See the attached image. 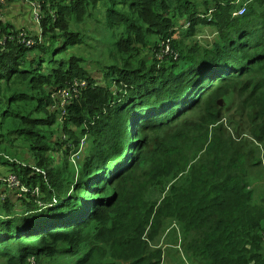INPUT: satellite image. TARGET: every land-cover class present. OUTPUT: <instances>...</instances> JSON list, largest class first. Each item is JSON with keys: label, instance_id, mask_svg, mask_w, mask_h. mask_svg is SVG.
I'll return each instance as SVG.
<instances>
[{"label": "trees", "instance_id": "1", "mask_svg": "<svg viewBox=\"0 0 264 264\" xmlns=\"http://www.w3.org/2000/svg\"><path fill=\"white\" fill-rule=\"evenodd\" d=\"M24 1L47 14L32 47L0 20V183L20 191L0 198L7 264H264V142L229 134L214 102L236 85L264 141V0L242 15L241 0ZM212 9L207 49L193 39ZM74 80L87 87L62 116L55 93ZM164 127L179 147L141 159V134ZM149 163L171 171L152 172L138 204L117 200L116 182Z\"/></svg>", "mask_w": 264, "mask_h": 264}, {"label": "rangeland", "instance_id": "2", "mask_svg": "<svg viewBox=\"0 0 264 264\" xmlns=\"http://www.w3.org/2000/svg\"><path fill=\"white\" fill-rule=\"evenodd\" d=\"M21 1V0H20ZM24 1V0H22ZM243 3V5H248L242 0L240 1ZM9 2H7L8 4ZM37 4V6H33L32 3H29V7L27 6V9H29L31 12V15L36 24L39 25V29L37 30L39 33L42 32V18L46 16V12L42 11L41 4L39 2H34ZM0 8V12L3 11L5 6ZM213 10V9H212ZM212 10H210L208 13L205 14V12L200 13L199 15L203 19V23L197 25L196 29V35L193 40L199 41L198 43L201 44L205 48H209L213 45V42L217 38V27L211 23V20H213V14ZM36 12H39L40 18L39 21L36 18ZM24 13H27V10L24 11ZM204 13V14H203ZM2 19V16H0V20ZM9 24H11V28L18 30L19 34L24 33L26 36L31 37L34 33L30 32L26 27L20 26L17 27L18 25L22 24L21 20L19 19H10ZM37 32V34H38ZM178 36V35H177ZM89 55H92L93 57L99 56L102 51L97 52V51H87L85 50ZM94 65V64H93ZM97 70V69H96ZM98 71V70H97ZM100 73V70H99ZM98 77L102 78V75L97 74ZM236 85H230L226 89L230 90L231 94H228L224 97L217 98L214 100V102H219L220 104L224 105L223 108V113L225 114L226 118H230L228 122V133L237 137L239 135L240 139H246L248 142H253V135L257 136V141L258 144L262 145L263 144V138L258 137L253 132V126L251 122L253 121V116L255 114L254 111H247V109H244V102L245 99L239 94H235L233 92L236 89ZM221 94V93H219ZM226 97L229 100H226ZM207 98V97H206ZM206 99L202 100V103L199 107H197L195 110H193L191 113L188 115L191 116L190 118L192 119L194 117V120L201 119L205 117L206 114V108L207 104L205 102ZM212 101V100H211ZM57 106V105H55ZM184 118V117H182ZM133 122V120H132ZM255 124H260V122H255ZM179 130L176 129V127H170V128H162L154 131H146L144 132L141 138V141H143V145L140 146L141 152H137L138 156H140L141 159H148L152 160V158L158 156L159 152L162 149H165V151H171L175 152L176 148L179 147V142L177 141V133ZM61 136L64 134L60 133ZM258 134V133H257ZM252 139H251V138ZM85 139V138H83ZM65 140H68V138H65ZM69 142L63 145V149L61 147H58V151L53 152V155L55 156V160L59 161L63 157V150L68 147ZM259 146V145H257ZM85 149H87V142L86 140L83 141L80 145L79 152L73 153L71 155V160L73 162H76V164L82 160L83 157L78 159L79 154L83 156V153L85 152ZM74 148L72 147L71 153L73 152ZM27 156V154L25 155ZM26 158V157H23ZM141 159L136 158V162H139ZM168 162L170 163H176L172 159H168ZM153 163L147 164L145 167L142 168H135L133 170H130L128 175L122 176L115 184L114 191H117V200H123L125 204L130 205L131 202H135V205L138 204L139 201H136V192H137V187L139 185H143L145 179H148L151 176V173L153 172V176L155 174L163 173L167 170L171 171V168L165 165H159L157 166ZM127 176V177H126ZM126 177V178H125ZM263 178V185H264V173L262 174ZM123 179V180H122ZM122 180V181H121ZM264 190L261 189L260 192ZM14 191L7 190V187L3 184L0 183V198L1 200L5 198H11L13 200H16L18 196H20V191L17 193ZM156 198H159L161 196V192H156L155 193ZM0 264H7V261L4 257L0 256ZM30 264H63V259L61 258H56L53 260V258L50 257H42L39 261H36L34 258L30 259Z\"/></svg>", "mask_w": 264, "mask_h": 264}, {"label": "built area", "instance_id": "3", "mask_svg": "<svg viewBox=\"0 0 264 264\" xmlns=\"http://www.w3.org/2000/svg\"><path fill=\"white\" fill-rule=\"evenodd\" d=\"M8 0H0V8L7 4ZM33 6H37L34 2H31ZM213 11V10H212ZM246 12V5H242V7L235 13V15H242ZM36 18L39 21L40 14L36 12ZM1 16V12H0ZM11 37V36H9ZM19 41L26 44L29 47H32L36 44L35 39H32L26 36L24 33L19 34L18 36ZM167 50H169V46H167ZM87 87V82L85 80H74L72 86L62 88L55 93L56 98L58 99V106L57 108L61 109V115L65 114V108L69 105L72 101L79 97L81 94L82 89ZM9 181L14 184L15 182L18 183V180L15 176H10Z\"/></svg>", "mask_w": 264, "mask_h": 264}, {"label": "crops", "instance_id": "4", "mask_svg": "<svg viewBox=\"0 0 264 264\" xmlns=\"http://www.w3.org/2000/svg\"><path fill=\"white\" fill-rule=\"evenodd\" d=\"M27 6L29 7L28 1H9L3 11H1V20L5 24V26L9 28V30H13V28H11V24H9V20L14 18L19 19L21 20L22 24L18 25L17 27H26L30 32L34 33L33 36H36L39 25L36 24L37 22H35V20L33 19V14L31 15V11L27 9ZM25 10H27L26 14L24 13ZM38 34L40 33L38 32Z\"/></svg>", "mask_w": 264, "mask_h": 264}]
</instances>
